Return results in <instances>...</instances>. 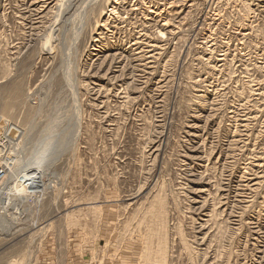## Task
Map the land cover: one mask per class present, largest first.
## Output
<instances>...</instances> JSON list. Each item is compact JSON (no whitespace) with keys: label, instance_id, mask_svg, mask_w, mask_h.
Instances as JSON below:
<instances>
[{"label":"rangeland","instance_id":"rangeland-1","mask_svg":"<svg viewBox=\"0 0 264 264\" xmlns=\"http://www.w3.org/2000/svg\"><path fill=\"white\" fill-rule=\"evenodd\" d=\"M0 171V264H264V0H0Z\"/></svg>","mask_w":264,"mask_h":264},{"label":"bare ground","instance_id":"bare-ground-1","mask_svg":"<svg viewBox=\"0 0 264 264\" xmlns=\"http://www.w3.org/2000/svg\"><path fill=\"white\" fill-rule=\"evenodd\" d=\"M68 5H70V3L68 4ZM113 11V10H112ZM78 15V14H77ZM85 20V19H84ZM64 22V21H63ZM166 23V22H165ZM63 24V23H62ZM105 26V25H104ZM70 28V27H69ZM80 32V31H79ZM79 41V40H78ZM94 49V48H93ZM122 77V76H121ZM115 79V78H114ZM38 160H39V156L37 155V156H35L34 157V159L32 158L31 160H29L28 161V165H29V163H30V167H31V164H33V166L34 165H36L37 166V163H38ZM1 162H2V160H1ZM4 163V162H3ZM36 166H35V168H36ZM25 168H27V167H25ZM37 168H39L38 166H37ZM29 169V168H28ZM27 169V170H28ZM32 169V168H31ZM31 169H30V171H31ZM34 169V168H33ZM43 175H44V172H42L41 170H39V169H36V170H32L31 172H27V173H24V176L22 177V179H21V183H23V184H25L24 186L25 187H29V185H30V187L32 186V187H36L37 188V186H41V183H42V181H41V178H43ZM27 184V185H26ZM39 186V187H40Z\"/></svg>","mask_w":264,"mask_h":264},{"label":"water","instance_id":"water-1","mask_svg":"<svg viewBox=\"0 0 264 264\" xmlns=\"http://www.w3.org/2000/svg\"><path fill=\"white\" fill-rule=\"evenodd\" d=\"M6 135L8 138H10L11 140H15L19 137L20 135V131L18 128H16L15 126L11 125L8 127L7 131H6Z\"/></svg>","mask_w":264,"mask_h":264},{"label":"built area","instance_id":"built-area-1","mask_svg":"<svg viewBox=\"0 0 264 264\" xmlns=\"http://www.w3.org/2000/svg\"><path fill=\"white\" fill-rule=\"evenodd\" d=\"M7 138V135L5 136ZM8 139V138H7ZM4 172L3 171H0V174H3Z\"/></svg>","mask_w":264,"mask_h":264}]
</instances>
